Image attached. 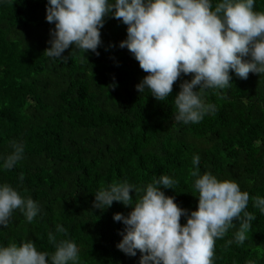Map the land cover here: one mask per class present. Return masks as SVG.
Wrapping results in <instances>:
<instances>
[{"label":"trees","instance_id":"1","mask_svg":"<svg viewBox=\"0 0 264 264\" xmlns=\"http://www.w3.org/2000/svg\"><path fill=\"white\" fill-rule=\"evenodd\" d=\"M46 4L0 0V183L40 208L31 222L13 210L7 226L0 225V246L30 239L52 253L48 232L61 224L67 232L56 233L57 240L77 244V264H139V250L130 256L116 247L124 225L113 214L127 215L131 205L113 201L102 210L94 207V193L125 180L144 186L166 174L174 189H161L190 211L198 205L191 175L198 168L236 180L249 193L245 211L255 215L243 243L234 239L235 218L215 238L213 264H264V214L252 200L264 196V74L242 79L230 70L227 87L198 90L214 110L184 124L173 119L174 95L192 73H182L164 101L147 88L138 92L135 85L148 73L119 46L127 25L111 15L100 29L99 55L72 45L49 57L44 50L55 25L45 19ZM253 10L264 11V0H255ZM11 141L22 142L24 154L6 169L2 158Z\"/></svg>","mask_w":264,"mask_h":264},{"label":"clouds","instance_id":"2","mask_svg":"<svg viewBox=\"0 0 264 264\" xmlns=\"http://www.w3.org/2000/svg\"><path fill=\"white\" fill-rule=\"evenodd\" d=\"M255 0H47L45 19L53 23L44 52L61 57L75 45L87 53L99 55L100 29L108 15L127 25L126 38L119 42L127 47L148 74L136 85L146 88L159 101L172 93L173 83L181 74L192 73L182 80L174 95L173 119L184 124L197 123L214 105L205 103L200 91L223 89L232 82L230 70L246 79L249 72L264 74V11L253 10ZM11 151L4 156L2 167L13 168L23 158L22 142L11 141ZM200 156L193 155L198 165ZM194 179L198 205L193 210L177 204L173 196L161 189L174 185L169 175L144 186L122 181L94 193V207L105 209L113 201L131 210L127 215L113 214L114 221L124 225L122 239L116 247L135 256L139 264H213L215 238L223 237L240 221L234 233L235 242L246 239L255 215L245 211L249 193L242 191L234 179H219L210 171L202 174L196 168ZM174 189V188H173ZM130 190H134L136 199ZM253 206L264 214V196L252 197ZM19 209L31 222L40 211L38 203L22 197L8 183H0V225L7 226L13 210ZM243 213V215H241ZM186 222L181 224V216ZM67 229L56 225L48 239L55 245L52 253L37 250L32 240L0 246V264H77V244L70 239L57 240L56 233ZM248 264H255L249 261Z\"/></svg>","mask_w":264,"mask_h":264}]
</instances>
